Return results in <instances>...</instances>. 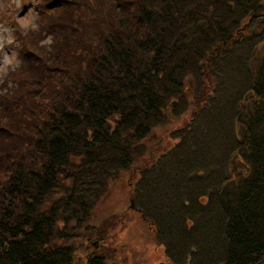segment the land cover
<instances>
[{"label": "trees", "instance_id": "obj_1", "mask_svg": "<svg viewBox=\"0 0 264 264\" xmlns=\"http://www.w3.org/2000/svg\"><path fill=\"white\" fill-rule=\"evenodd\" d=\"M36 4L0 86V264H78L96 205L190 107L135 205L170 264H264L263 1Z\"/></svg>", "mask_w": 264, "mask_h": 264}, {"label": "rangeland", "instance_id": "obj_2", "mask_svg": "<svg viewBox=\"0 0 264 264\" xmlns=\"http://www.w3.org/2000/svg\"><path fill=\"white\" fill-rule=\"evenodd\" d=\"M262 1L264 3V0ZM9 16H12L8 18L10 23L5 18ZM36 19L37 15L32 5H24L21 0H0V81L6 72L17 64L16 54L11 45L13 32L30 34L36 26ZM188 102L191 103L190 106L195 104L191 98ZM192 117L193 107H190L173 122L152 130L147 139L148 152L136 160L130 170L122 173L93 210L89 226L96 228L98 236L76 241L78 264L85 263L92 254L104 256L105 264H170L165 259L161 245L155 243L153 229L137 211L130 208L129 201L133 197L131 192L139 177V171L177 142L171 134L172 131L186 127ZM223 119L221 116L218 121ZM215 126L219 130L217 122ZM155 148L158 150L151 155L150 151ZM187 160L192 165L196 163L191 155ZM211 161L212 159L208 157L207 162Z\"/></svg>", "mask_w": 264, "mask_h": 264}, {"label": "water", "instance_id": "obj_3", "mask_svg": "<svg viewBox=\"0 0 264 264\" xmlns=\"http://www.w3.org/2000/svg\"><path fill=\"white\" fill-rule=\"evenodd\" d=\"M130 203H131V207L134 208V207H133V201H131Z\"/></svg>", "mask_w": 264, "mask_h": 264}]
</instances>
